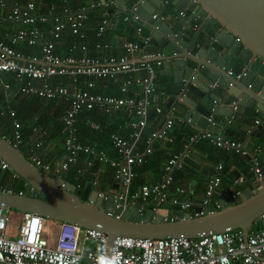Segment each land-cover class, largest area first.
Instances as JSON below:
<instances>
[{
  "label": "built area",
  "instance_id": "obj_1",
  "mask_svg": "<svg viewBox=\"0 0 264 264\" xmlns=\"http://www.w3.org/2000/svg\"><path fill=\"white\" fill-rule=\"evenodd\" d=\"M112 0H0V21L21 23L23 27L12 30L0 29V82L6 90L12 85L4 81V75L13 76L19 91L27 96L64 102L66 109L61 116L65 129L63 144L65 154L55 165L40 155L47 132L41 126L32 128V140L26 156L44 172H62L77 164L82 154L91 157L87 161L107 164L120 180L121 191L115 195L117 206L127 208L141 202L138 212L147 209L154 212L166 205L180 206L187 211L192 203L185 189L175 186V175L185 168L186 160L194 146L207 141L214 147L242 157H250L249 171L258 182H264V167L258 156L259 149L251 152L241 141L223 137L211 129L197 130L190 134L180 150L173 153L164 163L162 176L140 186L133 192L138 177L136 167L144 164L146 155L153 152L155 142L172 140L176 122L190 125L191 119L166 117L159 128H153L146 136L144 153L139 143L148 126L151 112L161 114L163 108L154 104L152 94L156 90L157 68L163 65L161 50L141 52L145 44L151 43L152 34L138 23L139 15L122 14L125 22L135 23L137 39L123 40L115 45L104 39L114 28V13L109 7ZM95 10H100V22L91 34L88 21ZM185 18L184 11L179 15ZM154 18L158 14H153ZM66 36L76 40L70 54L57 52ZM94 37V42L91 38ZM143 44V45H141ZM26 48H35L26 52ZM119 54H114L115 50ZM108 81L117 85L121 95L105 94L96 89L105 87ZM238 106H234V112ZM126 110L131 114V133L128 138L111 133L112 148L118 158L111 157L106 150L86 144L79 139L78 118L88 112L112 114ZM0 114L9 117L12 136L6 138L16 148L25 143L22 123L13 109L0 106ZM235 114H232L231 120ZM260 119L255 120L259 124ZM215 125V122L212 121ZM1 136V130H0ZM0 168L9 171V164L0 155ZM14 179L20 178L10 171ZM224 164L218 162L211 171L201 202L204 213L215 194L223 188ZM244 176L234 180V186L244 182ZM27 189L15 185L0 186V193L28 195L34 187L26 183ZM233 195L238 200L241 189L234 187ZM226 193V189L224 190ZM175 193H177L175 195ZM99 196L108 199L111 195L99 190ZM122 201V202H121ZM167 209V208H165ZM168 211V210H167ZM11 209L0 207V264H105L107 236L95 229L81 228L75 224L46 218L38 213H21L19 236H8ZM165 220H175L169 213ZM261 227L252 230L245 238L242 230L228 229L221 233H207L188 239L182 236L165 238H135L119 236L113 242L112 255L108 264H264V214Z\"/></svg>",
  "mask_w": 264,
  "mask_h": 264
},
{
  "label": "water",
  "instance_id": "obj_2",
  "mask_svg": "<svg viewBox=\"0 0 264 264\" xmlns=\"http://www.w3.org/2000/svg\"><path fill=\"white\" fill-rule=\"evenodd\" d=\"M112 1L115 6L109 12L115 14H133L138 4V23L152 34L151 43L162 49L163 74L171 82L168 108L177 103L176 109L185 119L205 130L215 116L231 117L237 105L247 109L250 121L259 115L260 123L251 136L264 142V0ZM167 4L173 7L169 13L154 18ZM176 10L184 11L185 18ZM0 155L9 171L34 187L28 195L0 193V207L101 231L107 236L105 264L119 236L192 239L240 229L247 238L264 214V182L253 187L250 172L238 200L233 191H227L203 214L193 216L176 206L177 219L165 220V208L140 213L141 202L118 207L115 195L102 198L91 181L82 187L55 172L42 171L2 136ZM261 165L264 167V161ZM0 170L1 183L7 170ZM201 210V206L196 208Z\"/></svg>",
  "mask_w": 264,
  "mask_h": 264
},
{
  "label": "crops",
  "instance_id": "obj_3",
  "mask_svg": "<svg viewBox=\"0 0 264 264\" xmlns=\"http://www.w3.org/2000/svg\"><path fill=\"white\" fill-rule=\"evenodd\" d=\"M13 1V0H9ZM172 9V6H169ZM168 8V10H170ZM176 13L179 15V11L176 10ZM159 16H166L167 12L165 9L160 10L157 12ZM92 16L99 17L101 16L100 10H95L92 12L91 17L88 21V30L89 32L95 31V28L98 26L99 23L93 28L90 26V21H92ZM184 19V18H183ZM114 28L109 30L105 35L104 39L112 44L118 45L124 39H137L138 35L136 34V24L135 23H128L125 22L122 18V14H115L114 13ZM99 22V21H98ZM23 27L21 23H2L0 21V29L3 30H14ZM145 29V27H144ZM146 30V29H145ZM147 31V30H146ZM148 32V31H147ZM73 37L66 36L61 44L58 46L57 52L62 55L70 54V47L73 42L76 40H72ZM162 50L158 46L150 44H145L141 48V52L146 50ZM114 54H119V50H115ZM156 90L152 94V100L154 104L160 105L163 108V112L158 114L154 112L155 120L150 119L148 126L145 130V133L140 140L139 143V151L144 153L146 148V136L147 133L151 131L153 128H159L166 117L172 116L176 120L178 118H184V114L177 111V103L171 105V108H168L167 103L170 95L169 85L171 84L170 80L163 74V65L157 68L156 74ZM102 88V86H100ZM105 90H110L113 95H121L117 85L113 82L108 81L107 85L103 87ZM1 91V88H0ZM116 92H120L119 94H115ZM193 96V95H192ZM194 97V96H193ZM195 98V97H194ZM45 99H39L37 97H31L22 94L19 91L18 86L12 87L11 90H3V94H0V106L4 107L5 109H13L17 113L18 120L22 123V132L24 134L25 143L23 145V153L27 154V147L30 146L32 140V128L34 126H41L47 132V139L40 150L41 157L50 162L51 164H57L65 154V148L63 144V139L65 135V129L59 128V124L61 122L62 115H57L59 113L58 109H63L65 111L66 105L64 102L58 101L53 103V105L49 102H45ZM58 108V109H57ZM247 109H243L238 107V109L233 112L235 115L234 119L231 120V117L217 115L215 116L214 120H211L208 129H211L214 133L220 134L223 137L227 138H234L243 143V145L251 152L256 151L259 149L258 156L259 158L264 161V142L262 138H256L251 136V130L256 125L255 120L260 119L259 115L256 117L251 118V121L248 119L246 115ZM101 116H107L106 123L101 125L96 121L91 119V114H87L88 116L82 114L78 118V128H79V139L81 142L86 144L94 145L99 149L106 150L111 157L118 158V154L112 148L110 134L115 132L119 135L128 138L131 133V127L129 126V122L132 119L131 114L126 110H121L119 112H115L112 114H102L100 112H95ZM153 111L151 112V114ZM60 114V113H59ZM150 114V115H151ZM56 117V118H55ZM60 117V118H59ZM54 118V119H53ZM42 120L44 124L37 123L39 120ZM53 119V120H52ZM57 119L60 122H56ZM52 120V121H51ZM212 121L215 122V125L212 124ZM57 123V124H56ZM62 123V122H61ZM180 122L175 123V127L172 131V140H163L159 142H155L153 145V152L151 154L146 155V161L138 169L142 173H139L144 181H157L162 176V168L166 160L176 151L180 150L182 147V140L183 138L178 137V127L180 128ZM196 131L197 130H204L200 129L195 124H190ZM63 127V125H62ZM0 130L1 136H5L6 138H10L12 136V126L9 123V117L2 116L0 114ZM237 154L224 152L218 148H215L213 145L209 144L207 141H202L197 143L193 151L191 152L190 156L186 160L185 168L180 173L177 174L175 178V186L182 187L185 189V197L191 201L192 208L187 210V212L195 214L196 208L201 206L202 199L205 195V186L208 180V177L211 171L214 169L215 164L218 162H222L224 164V173H223V189L226 191L234 190V187L237 188L241 185L242 188L246 187L244 182L239 183L237 186H234V180L238 179L240 176H244L247 178V174L250 172H245L242 169L240 163L245 164L247 167L250 168L251 162L246 161L245 157L240 155L236 156ZM80 164L84 166L81 170V177L86 178V170L89 168L87 166V161L91 159L86 154H82L80 156ZM100 164V165H99ZM98 165L99 171L95 173L93 180L84 181L82 185L78 186H85L87 182L91 181L93 183L94 189L102 190L106 192L108 195H117L121 191V183L119 184L118 178L115 177L111 182L110 179H107V170L109 167L107 164L101 162H93L92 166ZM96 167V166H95ZM140 167V166H139ZM85 172V173H84ZM233 172V176L231 174ZM1 173V170H0ZM63 173V172H62ZM240 175H237L239 174ZM64 174V173H63ZM97 174V175H96ZM251 174V173H250ZM62 175V174H61ZM235 176V177H234ZM64 177V176H63ZM84 178V179H85ZM251 183L253 187H257L260 183L256 180L255 176L251 174L250 176ZM145 182V183H146ZM8 185H15L16 188L20 189H27L26 182L20 177L18 179H14L11 172L7 171L1 179L0 186H8ZM77 185V184H76ZM137 182L133 184L132 189L136 187ZM140 188V186H139ZM139 188L137 191H139ZM222 191V190H221ZM221 191L217 192L213 197L212 201H217L221 198L224 194ZM177 193H175L176 195ZM176 206L168 204L165 206L167 208L169 215L174 218L175 220L178 217V211L175 209ZM14 217L21 220L22 214L18 212L17 214L14 212ZM8 234L10 237H17L19 236V225L14 228L8 229Z\"/></svg>",
  "mask_w": 264,
  "mask_h": 264
},
{
  "label": "trees",
  "instance_id": "obj_4",
  "mask_svg": "<svg viewBox=\"0 0 264 264\" xmlns=\"http://www.w3.org/2000/svg\"><path fill=\"white\" fill-rule=\"evenodd\" d=\"M71 2H72V4H76L77 3V1L78 0H70ZM100 22V18L97 16V17H93L92 16V21H90V26L89 27H91V28H93V27H95L96 25H97V23H99ZM91 34L93 33V31L92 32H90ZM72 40L74 41L75 40V38L73 37L72 38ZM94 40H95V38L94 37H92L91 38V41L92 42H94ZM35 48H26L25 49V51L26 52H29V53H31V52H33V50H34ZM4 81L5 82H7V83H10L13 87H16L17 85L13 82V76L12 75H10V74H5L4 75ZM3 83H1L0 82V88H1V91H0V94H3V90H6L4 87H3V85H2ZM96 91H100V92H102V93H105V94H114V93H111V91L108 89V90H105V89H103V87L102 88H100V87H98L97 89H96ZM120 92H116L115 94H119ZM37 98H39V97H37ZM39 99H41V98H39ZM45 102H49V103H51L52 105H53V103H56V102H58V100H47V99H45L44 100ZM58 109V108H57ZM58 111H59V113L57 114V115H62L63 113H64V110L61 108V109H58ZM87 114H91V119L93 120V121H96L97 123H100L101 125H104L105 123H106V119H107V116H101V115H98V114H96L95 112H88V113H85L84 115H86V116H88ZM61 117V116H60ZM59 117V118H60ZM56 118V117H55ZM155 115H154V112L150 115V119H154L155 120ZM54 119V118H53ZM52 119V120H53ZM149 119V120H150ZM51 120V121H52ZM42 123V124H44L43 123V121L40 119L37 123ZM56 122H60L58 119H57V121ZM57 124V123H56ZM59 124V128L60 129H62V128H64V126L62 127V123L60 122V123H58ZM152 130V129H151ZM196 130L192 127V126H190V125H184V124H180V128L178 127V137L179 138H183V140H182V145L184 144V142L187 140V138H188V136L190 135V134H192L193 132H195ZM151 132V131H150ZM150 132H148L147 134H149ZM181 145V146H182ZM216 148V147H215ZM20 149H22V151L24 150L23 149V147H21ZM236 156H238V155H236ZM81 158V157H80ZM146 158V157H145ZM146 161V160H145ZM80 162H81V160H80ZM80 162L78 161V163L77 164H74V165H72L70 168H69V170H67V171H65V172H63V173H61L62 174V176H64V178L67 180V181H69V182H72V183H75V184H77V185H82L83 183H84V181H87V180H93V178H94V176H95V173L97 172V171H99V166L98 165H95V166H92V167H89V168H87V170L85 171L86 172V178H85V174H84V177L82 178L81 177V173H82V171L83 170H81V168L83 167L84 168V166L82 165V164H80ZM145 163V162H144ZM241 164V166H243L242 167V169H244L245 170V172L247 173V172H249V167H247L245 164H242V163H240ZM100 165V164H99ZM141 166H143V165H141ZM141 166L139 167H136V170H137V172H138V177L135 179V181H134V183H136L137 182V185H136V187H134V190H133V192H137V189L139 188V186H142L146 181H144L142 178H140L139 180H138V178L139 177H141L140 175H139V173H142L141 171H138V169L139 168H141ZM84 172V173H85ZM178 173H180V172H178ZM178 173H176V175H175V178L177 177V174ZM231 174H232V176L234 175L233 174V172H231ZM97 175V174H96ZM107 175H108V177H107V179H110V181L112 182L113 181V179H114V172H113V170L111 169V168H109V170H107ZM235 177V176H234ZM85 178V179H84ZM237 189H242V187H241V185L240 186H238L237 187ZM224 190L225 189H223L222 188V193H224ZM216 196V195H215ZM261 223H256L255 225H254V230H258L260 227H261Z\"/></svg>",
  "mask_w": 264,
  "mask_h": 264
},
{
  "label": "rangeland",
  "instance_id": "obj_5",
  "mask_svg": "<svg viewBox=\"0 0 264 264\" xmlns=\"http://www.w3.org/2000/svg\"><path fill=\"white\" fill-rule=\"evenodd\" d=\"M167 6H168V4H167ZM168 8H169V6L165 9L166 10V12H167V14L169 13V10H168ZM170 9V8H169ZM175 13H176V11H175ZM177 14V13H176ZM14 212L17 214L18 213V211H16L15 209H11V212H10V221H9V229L10 228H14V227H17V225H20V221L18 220V218H16V217H14ZM8 236H9V234H8Z\"/></svg>",
  "mask_w": 264,
  "mask_h": 264
}]
</instances>
